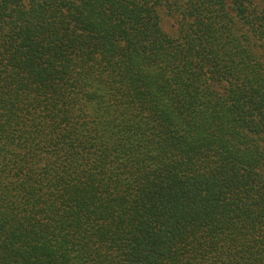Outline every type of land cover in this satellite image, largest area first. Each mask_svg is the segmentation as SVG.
Returning <instances> with one entry per match:
<instances>
[{"label":"trees","instance_id":"obj_1","mask_svg":"<svg viewBox=\"0 0 264 264\" xmlns=\"http://www.w3.org/2000/svg\"><path fill=\"white\" fill-rule=\"evenodd\" d=\"M0 264H264V7L0 0Z\"/></svg>","mask_w":264,"mask_h":264},{"label":"rangeland","instance_id":"obj_2","mask_svg":"<svg viewBox=\"0 0 264 264\" xmlns=\"http://www.w3.org/2000/svg\"><path fill=\"white\" fill-rule=\"evenodd\" d=\"M256 2H258L261 6L264 7V0H255Z\"/></svg>","mask_w":264,"mask_h":264}]
</instances>
